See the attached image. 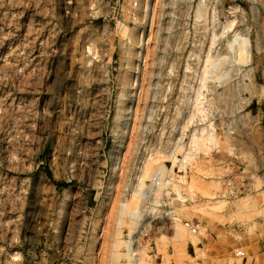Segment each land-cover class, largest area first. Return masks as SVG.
Masks as SVG:
<instances>
[{
	"label": "rangeland",
	"instance_id": "obj_1",
	"mask_svg": "<svg viewBox=\"0 0 264 264\" xmlns=\"http://www.w3.org/2000/svg\"><path fill=\"white\" fill-rule=\"evenodd\" d=\"M114 234L136 264H256L264 0H0V264H109Z\"/></svg>",
	"mask_w": 264,
	"mask_h": 264
},
{
	"label": "bare ground",
	"instance_id": "obj_2",
	"mask_svg": "<svg viewBox=\"0 0 264 264\" xmlns=\"http://www.w3.org/2000/svg\"><path fill=\"white\" fill-rule=\"evenodd\" d=\"M203 14H204V5L202 4V2H200L199 5L197 6V9L195 12V18L197 20H200L203 18V16H204ZM143 173L144 174L141 177L142 179L140 180V183L138 185L139 186L138 189L141 190L143 188L144 179L150 178L152 180V184L155 186H158L157 190L158 191L161 190L160 183L162 184V181L160 179H161V177H163V175H165V174H163V173H165L163 166H160L158 168H153V166H152V168L146 169V171ZM162 180H163V178H162ZM167 182H168V180H166L165 185L169 184ZM181 182H183V181L181 180ZM162 186H164V184H162ZM140 190L133 192L130 196L131 197L130 200L124 199V201L121 202V204L119 205L118 219H117L118 228L121 225H123L122 223L124 222V218H126V217L131 219L130 221H131L132 225L137 226L138 223L140 222L141 217H139L140 212L138 210L139 202H140V199H139V197H140L139 191ZM175 192H176V190H175ZM178 196H180V195H178ZM180 199H181V197H180ZM182 208L183 209H182L181 213L184 215H187L188 213L186 211V207L182 206ZM174 222H175V224H174L175 232L173 234L174 238H178V239L182 238L186 234L185 227H182L183 225H180L179 220H177L176 218H174ZM131 223H129V224H131ZM117 232H118V230H117ZM119 234H114L116 236L114 237V240H113L112 245H111L109 264H120V259L122 257H126L129 260V264H136L135 260L132 259L133 250H132V241L130 240L131 238L129 239L130 241L128 240L126 242H123V240H120L119 237L117 236ZM131 234H132V232H131ZM122 246H125L126 253L120 252V249Z\"/></svg>",
	"mask_w": 264,
	"mask_h": 264
},
{
	"label": "crops",
	"instance_id": "obj_3",
	"mask_svg": "<svg viewBox=\"0 0 264 264\" xmlns=\"http://www.w3.org/2000/svg\"><path fill=\"white\" fill-rule=\"evenodd\" d=\"M212 241L213 242H209L208 240L205 241V243L203 244V246H207V247H211V248H215L217 249V251H213L210 253V257L207 258V260H216L218 258V254H221V256H223V254L225 252H229L230 248L229 246H221L219 245V243L217 241H215V239L213 237ZM218 252V253H217ZM264 254V238H258L257 243L254 245V248H252V250L249 251V256L255 257L254 262L256 264H264V259L261 258V256Z\"/></svg>",
	"mask_w": 264,
	"mask_h": 264
},
{
	"label": "built area",
	"instance_id": "obj_4",
	"mask_svg": "<svg viewBox=\"0 0 264 264\" xmlns=\"http://www.w3.org/2000/svg\"><path fill=\"white\" fill-rule=\"evenodd\" d=\"M184 226L187 230H189L192 234H196L197 230L194 228L189 222H185ZM238 256H243L242 252L237 253Z\"/></svg>",
	"mask_w": 264,
	"mask_h": 264
}]
</instances>
